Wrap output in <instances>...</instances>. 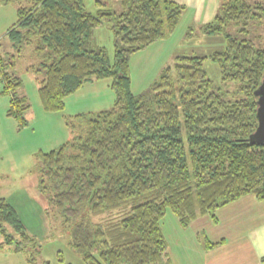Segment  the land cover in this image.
<instances>
[{
    "label": "trees",
    "instance_id": "obj_1",
    "mask_svg": "<svg viewBox=\"0 0 264 264\" xmlns=\"http://www.w3.org/2000/svg\"><path fill=\"white\" fill-rule=\"evenodd\" d=\"M14 2H23L7 32L16 52L34 39L38 55L47 49L38 87L44 111L62 112L66 98L93 81L108 80L115 95L108 110L72 116L70 139L39 153L37 190L45 212L61 215L70 246L85 264H171L161 229L168 209L185 229L203 216L216 223L218 209L246 195L264 201V143L248 140L257 127L254 91L264 75L262 35L248 37L264 24V0H219L213 19L197 31L222 36L225 49L175 55L146 95L131 91L130 57L168 37L183 5L119 0L121 11L114 12L104 8L106 0H95L92 14L83 0H0ZM105 24L114 37L112 63L93 36ZM230 26L237 35L228 33ZM206 59L218 65L222 83L235 84L231 98L214 89ZM12 63L0 56L2 93L10 96L7 115L24 127L30 105L16 94L22 82L7 71ZM83 210L121 213L108 224H92L79 220ZM0 235V249L8 246L37 264L40 247L4 198ZM199 240L206 251L222 243L204 234Z\"/></svg>",
    "mask_w": 264,
    "mask_h": 264
},
{
    "label": "rangeland",
    "instance_id": "obj_2",
    "mask_svg": "<svg viewBox=\"0 0 264 264\" xmlns=\"http://www.w3.org/2000/svg\"><path fill=\"white\" fill-rule=\"evenodd\" d=\"M22 3L0 4V56L3 63L13 62L11 66H6V69L21 80V87L16 94L24 97L30 105L29 110L24 114L27 124L19 127L18 122L7 115L10 96L2 93L3 86L0 80V198L6 199L14 207L26 232L40 247L37 264H85L70 246V230L64 226L61 215L56 210L45 212L47 204L37 190L39 153L56 149L70 139L68 124L72 123V116L108 110L113 106L115 95L108 80L93 81L86 83L74 95H70L65 101L62 112L44 111L38 87L44 77L41 64L44 62L42 56L46 54L47 49L43 54L38 55L35 50L37 41L34 39L20 52H16L7 36L8 30L17 21V10ZM83 4L88 12L94 14L97 11L95 0H83ZM104 8L114 12L121 11L119 0H106ZM236 29L235 26H230L228 33L237 35ZM197 30L195 28L190 31L183 22H179L175 30L164 40L134 53L129 60L131 91L135 95H146L151 84L165 67L172 65L173 58L177 54L207 56L225 49V40L222 36H205ZM187 32L190 34L189 37H186ZM256 34L262 35L258 37L257 42L263 44L264 24L256 31L252 29L248 38L255 40ZM93 36L96 44L105 48L112 63L114 37L110 26L105 24L95 29ZM46 62L49 63V60ZM204 68L208 78L213 82L214 89L224 98H231L235 84L221 82L218 65L206 59ZM120 213V210H114L91 214L83 210L79 220L83 219L92 224H108ZM170 217L176 219L168 209L161 222L164 223L162 231L169 242V252L171 236L167 228ZM6 232L17 238L8 226ZM3 242L4 237L0 235V243ZM3 249L8 255L14 254L8 246L1 248V251H4ZM190 252V256L194 257L193 251ZM22 257L25 261L22 264H28L22 253L17 257H8L7 261L11 264H21Z\"/></svg>",
    "mask_w": 264,
    "mask_h": 264
},
{
    "label": "crops",
    "instance_id": "obj_3",
    "mask_svg": "<svg viewBox=\"0 0 264 264\" xmlns=\"http://www.w3.org/2000/svg\"><path fill=\"white\" fill-rule=\"evenodd\" d=\"M172 1L185 7L179 22H183L186 28H197L211 21L219 4V0ZM216 219L217 222L213 223L208 216H203L183 229L177 219L170 217L167 228L171 236L170 252L169 242L163 231L162 233L171 264H264V201L246 195L218 209ZM163 224L161 223V229ZM200 234H204L210 242L222 243L206 251L199 240ZM3 250L0 249V264H11L7 261L8 257L20 254L15 255L14 252L8 255ZM190 251H193L194 257L190 256ZM20 261L21 264L25 262L23 257Z\"/></svg>",
    "mask_w": 264,
    "mask_h": 264
},
{
    "label": "water",
    "instance_id": "obj_4",
    "mask_svg": "<svg viewBox=\"0 0 264 264\" xmlns=\"http://www.w3.org/2000/svg\"><path fill=\"white\" fill-rule=\"evenodd\" d=\"M254 95L257 97L256 101V118L257 127L250 135V143L263 144L264 143V75L262 77L259 87L254 91Z\"/></svg>",
    "mask_w": 264,
    "mask_h": 264
}]
</instances>
